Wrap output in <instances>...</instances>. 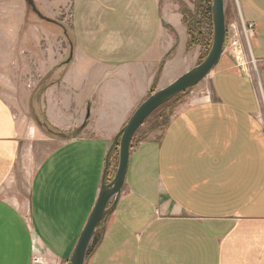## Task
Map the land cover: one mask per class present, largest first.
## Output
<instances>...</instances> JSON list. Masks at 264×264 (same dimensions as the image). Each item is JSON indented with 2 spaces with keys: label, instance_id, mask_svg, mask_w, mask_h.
Masks as SVG:
<instances>
[{
  "label": "crops",
  "instance_id": "crops-1",
  "mask_svg": "<svg viewBox=\"0 0 264 264\" xmlns=\"http://www.w3.org/2000/svg\"><path fill=\"white\" fill-rule=\"evenodd\" d=\"M34 1L58 26L51 31L70 39L66 53L54 51L50 61L55 67L69 58L55 70L58 84L43 93L41 117H22L23 98L14 105L0 90V264H35L36 257L41 264H70L113 141L160 65L163 77L180 54L183 63L191 56L190 35L178 0ZM239 3L254 26L249 47L259 92L224 52L208 81L176 104L160 134L131 151L141 175L126 180L86 264H264V0ZM65 9L68 20L61 18ZM3 29L0 87L28 92L19 85L28 80L21 69L31 74L33 63L41 67V32L32 31L30 57L13 51L12 34ZM32 82L35 89L37 79ZM205 87L210 98L200 92ZM42 117L53 129L82 132L60 143L50 136L46 144L56 146L43 150L31 137Z\"/></svg>",
  "mask_w": 264,
  "mask_h": 264
},
{
  "label": "rangeland",
  "instance_id": "rangeland-1",
  "mask_svg": "<svg viewBox=\"0 0 264 264\" xmlns=\"http://www.w3.org/2000/svg\"><path fill=\"white\" fill-rule=\"evenodd\" d=\"M178 1L180 5L182 3L181 6L182 13L184 11L185 12L191 11L192 13L191 16L186 15V20L188 21V24L193 19L196 22H198V24L200 25V28L202 30V34L200 38L201 40L199 41L200 45H197L195 47L190 46L191 44V38H190L188 51L189 52L191 51V56H187L188 57L187 61L183 63L180 54L179 57H177V59L174 61V64L169 66L168 72L163 77L161 74L159 75L157 72L151 89L149 90L148 94L145 96V99L140 103V105L145 100H147L151 94L163 88H166L171 83L176 81L178 78L186 74L188 71L192 70L193 68L201 64L207 58L209 52L211 51L214 40V25L213 22L211 24L204 23L202 13L199 9V4H201V0H189L192 3V9H189L188 5L183 1L181 0ZM212 4H213V0H208L207 9H209V5H210L211 16H212ZM225 7H226V15L229 13L231 14V16L228 17L227 15L226 17L227 41L225 43L224 52L228 53L233 57L239 68H241V70L250 77L251 81L255 85V88L259 92L260 78H258L259 76L258 63L256 59H255L256 63L253 60L251 49L249 47L250 41L249 39L247 40V34H246V30L248 26H251V24L249 25L243 19L239 0H225ZM37 9L39 10L38 6ZM42 15L48 19L51 18V16L48 13L42 12ZM63 15L64 16H62L61 18H63V20H68V17H66V9L64 10ZM3 25L4 27L6 26L8 28L7 30L12 34L13 39L11 44L13 51L16 48L17 53L24 52L25 56L29 55L30 57L31 54L33 53L32 50L33 39L30 38L33 35L32 31L38 29L41 32V37H40L41 40L39 42L41 44V58H42L41 67L38 68L37 64L34 66V63L31 62L33 63L30 66L31 74H26V72H24V70H26L25 67L21 69V72L25 73L24 77H26L28 80L26 81V83L19 80L20 82L19 85L20 87L22 85L26 86L28 92H25L24 90L21 91V88H19L20 89L19 90L18 88L15 87L12 88L10 86L0 87V90L3 91V93L7 94V98L9 99L10 97L9 102L13 103L14 105H16V101H17L16 98H20V97L23 98L22 104L18 106V112L21 114L22 117L26 116L27 114L29 116L34 115L35 118L41 117L42 110H39V108L40 106H42L43 93L45 89L47 90L51 84L53 83L58 84L60 79L59 76H57V74L55 75V70L60 69L61 66H63L64 63L69 58V54H68V56L65 58L64 61L62 62L60 61L58 66L54 67L55 65L54 62L50 61L51 53L53 54L54 51L55 54L66 53V50H68V46L70 48V39H67L65 37L64 34L65 31L54 30L52 32L51 31L52 28L55 29L58 28V26L40 18L38 14L33 10V8L26 2V0H0V29H3ZM71 34L72 31L68 30V36L71 37ZM249 36L251 38L252 33ZM237 40H239V46L243 49V54H244L243 56L245 61L244 66H241V63L237 60L238 48L233 46V43ZM30 48L31 50L28 51V49ZM192 52H194V54H192ZM22 64L24 65L25 62L23 61ZM15 67H18L17 63ZM16 75L17 73L15 72L13 75L15 82L18 81ZM34 78L37 79V86L35 89H33L34 82H32ZM208 79L209 78L207 77L204 81H208ZM204 81L201 83L204 84ZM198 86L181 94L183 98L181 101L186 99V97L194 95L195 94L194 90H196ZM200 92H204L203 93L204 97L210 98L211 92L209 88L205 87ZM197 94H199V92ZM176 104H177L176 101L173 100L167 103L166 105H164L163 107H161L159 110H157L153 115H151L148 118V120L139 129V131L134 137L131 146L132 152H135V150H137V148L140 146L141 142L146 141L148 139L147 136L153 134V132L155 133L158 132V134H160V131L163 128H165L169 123V120L173 115V109L175 108ZM28 106H30L32 111L27 110ZM34 107H36L35 110H33ZM42 121H43V124L41 125L42 127H39L40 131L37 129L35 132L34 130L35 128L32 129L31 137H33V139L37 141L38 143L37 147L42 148L43 150H45V148L53 149L56 146V145L53 146L46 144L47 143L46 138H49L50 136L59 139L58 140L59 142L57 143H60L69 138H76V136H78L82 132L80 129L69 133L63 132L60 129L56 130L53 129V127L48 126L47 123L45 122L44 117H42ZM29 144L30 143L27 144V150L33 148V147L31 148V145ZM119 154H120L119 146L117 145V147L114 148V152H112L111 154L112 156L110 158V166L108 169L109 182H111L114 179L116 172L118 170ZM140 161L141 160L139 159L138 156H135L131 159L129 165V172L127 176L129 183L136 182L139 180V177L141 175L140 171L138 170ZM22 166L23 164H21L20 169L22 168ZM136 194L138 196H142L143 193L137 192ZM102 235H103V230H99L90 246L88 257L91 256L94 249L99 245ZM134 246H135V242H134Z\"/></svg>",
  "mask_w": 264,
  "mask_h": 264
},
{
  "label": "water",
  "instance_id": "water-1",
  "mask_svg": "<svg viewBox=\"0 0 264 264\" xmlns=\"http://www.w3.org/2000/svg\"><path fill=\"white\" fill-rule=\"evenodd\" d=\"M26 2L33 8L40 18L51 22V19L44 17L37 9L34 0H26ZM212 21L214 25V40L207 58L197 67L188 71L166 88L151 94L149 98L137 108L127 124L113 141L112 147L107 155L101 190L97 202L81 233L71 257L70 264H86L90 246L98 230L101 226L107 223L109 217L115 211L126 184L130 165L131 146L139 129L144 125L148 118L161 107L173 101L188 90L200 85L219 64L227 40L225 0H213ZM117 145L119 146L120 151L119 166L114 179L109 182L108 169L110 166V158Z\"/></svg>",
  "mask_w": 264,
  "mask_h": 264
},
{
  "label": "trees",
  "instance_id": "trees-1",
  "mask_svg": "<svg viewBox=\"0 0 264 264\" xmlns=\"http://www.w3.org/2000/svg\"><path fill=\"white\" fill-rule=\"evenodd\" d=\"M207 4H208V0H201V4H199V9L202 13V17H203V21L204 23L206 24H211L213 21H212V16L210 14V5H209V9H207ZM181 6H182V3H181ZM191 11H184L183 12V15H184V22L185 24L187 25L188 27V31H189V35H190V38H191V44L190 46H197V45H200L199 41L201 40V34H202V30L200 28V25L198 24V22H196L195 20H193L192 18V21L188 24V21L186 20V15L187 16H191ZM163 70V65L160 67V70L158 72V74L160 75L161 72ZM182 95L181 96H178L177 98H175L174 100L176 101V103L180 102L182 100ZM114 152V150H113ZM112 156V155H111Z\"/></svg>",
  "mask_w": 264,
  "mask_h": 264
},
{
  "label": "built area",
  "instance_id": "built-area-1",
  "mask_svg": "<svg viewBox=\"0 0 264 264\" xmlns=\"http://www.w3.org/2000/svg\"><path fill=\"white\" fill-rule=\"evenodd\" d=\"M253 32V26H248L247 30H246V34H247V40L250 38V34ZM227 41V40H226ZM234 47H237V60L241 63V66L245 65V61H244V54H243V49L239 46V40L235 41L233 43ZM256 61V60H255ZM43 262L42 258L36 257L34 260L35 264H41Z\"/></svg>",
  "mask_w": 264,
  "mask_h": 264
}]
</instances>
